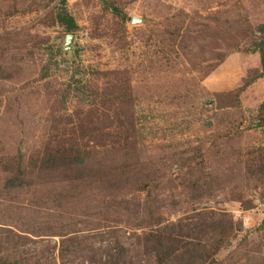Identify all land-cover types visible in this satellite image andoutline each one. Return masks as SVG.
<instances>
[{"label": "rangeland", "instance_id": "374dc122", "mask_svg": "<svg viewBox=\"0 0 264 264\" xmlns=\"http://www.w3.org/2000/svg\"><path fill=\"white\" fill-rule=\"evenodd\" d=\"M263 43L264 0H0V264H158L201 212L191 264H264Z\"/></svg>", "mask_w": 264, "mask_h": 264}, {"label": "trees", "instance_id": "16d2710c", "mask_svg": "<svg viewBox=\"0 0 264 264\" xmlns=\"http://www.w3.org/2000/svg\"><path fill=\"white\" fill-rule=\"evenodd\" d=\"M57 19L66 26L68 32L73 30L74 24L71 18L68 17V15L64 13V11L58 12ZM260 65L263 68L264 73V52L261 53ZM66 158L67 160L65 164L63 163L55 165L53 164L56 162L57 158H50V167L47 168L56 170L59 166H63L64 168L68 169L73 165L76 168L83 166L84 160H82L79 156L76 157L75 160H70V158L68 157H63V162ZM17 180L19 179L8 178L6 180V187L13 188L17 186ZM19 185L20 184H18V186ZM197 215L200 216L197 217ZM197 215L194 217L192 222L185 223L184 225L180 223H169L162 226L160 220L155 221L153 225L154 229H151L147 234L146 243L152 244L150 250L154 252L153 257H156V262L158 264H191L193 262L195 263L196 261H203L205 259L204 251L207 250L205 245L206 243H208L206 239H209L211 244H219L222 242V238L224 239L225 236H227L228 231L232 228L231 221L226 222L225 220L218 219L215 213L206 214L201 212ZM181 232H186V234L193 235L194 237L190 238L194 239L195 241L190 242V246L192 248L191 250L185 248L177 258L173 253L175 252L173 248L179 246L177 244L178 241L176 239V236H178V234H180ZM202 242H204L203 245ZM116 255L119 256L120 254L118 253ZM116 260L118 259L113 255H108L105 257L103 264H114Z\"/></svg>", "mask_w": 264, "mask_h": 264}, {"label": "water", "instance_id": "95a60500", "mask_svg": "<svg viewBox=\"0 0 264 264\" xmlns=\"http://www.w3.org/2000/svg\"><path fill=\"white\" fill-rule=\"evenodd\" d=\"M138 20H136V17H132V22L135 23L137 22Z\"/></svg>", "mask_w": 264, "mask_h": 264}]
</instances>
